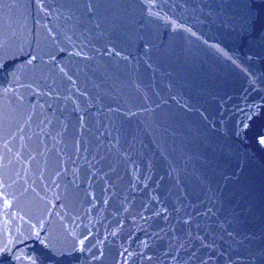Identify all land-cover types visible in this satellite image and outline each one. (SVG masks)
I'll list each match as a JSON object with an SVG mask.
<instances>
[{
  "label": "water",
  "instance_id": "95a60500",
  "mask_svg": "<svg viewBox=\"0 0 264 264\" xmlns=\"http://www.w3.org/2000/svg\"><path fill=\"white\" fill-rule=\"evenodd\" d=\"M0 264H264V0H0Z\"/></svg>",
  "mask_w": 264,
  "mask_h": 264
}]
</instances>
